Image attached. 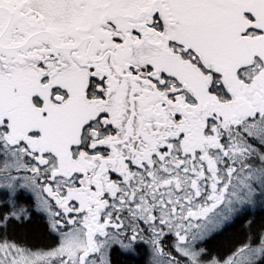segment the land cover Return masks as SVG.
Returning a JSON list of instances; mask_svg holds the SVG:
<instances>
[{
	"label": "snow or ice",
	"instance_id": "1",
	"mask_svg": "<svg viewBox=\"0 0 264 264\" xmlns=\"http://www.w3.org/2000/svg\"><path fill=\"white\" fill-rule=\"evenodd\" d=\"M0 264H264V0H0Z\"/></svg>",
	"mask_w": 264,
	"mask_h": 264
}]
</instances>
